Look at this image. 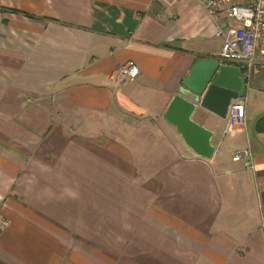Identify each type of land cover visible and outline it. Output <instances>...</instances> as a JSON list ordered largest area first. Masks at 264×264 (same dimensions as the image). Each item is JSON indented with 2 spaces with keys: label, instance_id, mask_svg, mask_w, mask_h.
<instances>
[{
  "label": "crops",
  "instance_id": "1",
  "mask_svg": "<svg viewBox=\"0 0 264 264\" xmlns=\"http://www.w3.org/2000/svg\"><path fill=\"white\" fill-rule=\"evenodd\" d=\"M214 30L196 0H0V264H264V68L241 126L192 113L210 157L164 117Z\"/></svg>",
  "mask_w": 264,
  "mask_h": 264
},
{
  "label": "built area",
  "instance_id": "2",
  "mask_svg": "<svg viewBox=\"0 0 264 264\" xmlns=\"http://www.w3.org/2000/svg\"><path fill=\"white\" fill-rule=\"evenodd\" d=\"M196 1L215 23L214 34L222 39L216 54L219 62L237 65L244 78L245 87L253 68H264V0ZM138 74L139 67L133 59H128L112 73L121 80L136 77ZM245 102L244 92L230 98L224 117V130H233L244 124ZM232 159H242L245 166L253 164V156L248 148L237 149ZM7 224L8 220H0V228Z\"/></svg>",
  "mask_w": 264,
  "mask_h": 264
},
{
  "label": "water",
  "instance_id": "3",
  "mask_svg": "<svg viewBox=\"0 0 264 264\" xmlns=\"http://www.w3.org/2000/svg\"><path fill=\"white\" fill-rule=\"evenodd\" d=\"M243 88L244 78L237 65L220 63L216 55L198 54L170 99L164 117L196 154L210 157L214 150L211 131L191 115L200 106L225 117L230 98L241 95Z\"/></svg>",
  "mask_w": 264,
  "mask_h": 264
},
{
  "label": "rangeland",
  "instance_id": "4",
  "mask_svg": "<svg viewBox=\"0 0 264 264\" xmlns=\"http://www.w3.org/2000/svg\"><path fill=\"white\" fill-rule=\"evenodd\" d=\"M220 37V36H219Z\"/></svg>",
  "mask_w": 264,
  "mask_h": 264
}]
</instances>
